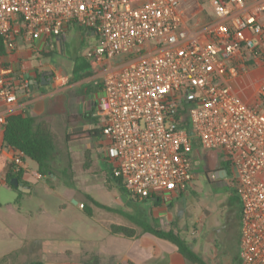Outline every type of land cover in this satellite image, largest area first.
Returning <instances> with one entry per match:
<instances>
[{
  "label": "built area",
  "instance_id": "obj_1",
  "mask_svg": "<svg viewBox=\"0 0 264 264\" xmlns=\"http://www.w3.org/2000/svg\"><path fill=\"white\" fill-rule=\"evenodd\" d=\"M212 5L214 20L191 29L182 0H0V40L12 52L71 25L92 33L85 56L102 73L97 115L114 176L133 200L168 202L193 186L196 143L220 152L241 200V264H264V83L256 105L231 86L264 64V0ZM31 88L0 66V102Z\"/></svg>",
  "mask_w": 264,
  "mask_h": 264
},
{
  "label": "crops",
  "instance_id": "obj_2",
  "mask_svg": "<svg viewBox=\"0 0 264 264\" xmlns=\"http://www.w3.org/2000/svg\"><path fill=\"white\" fill-rule=\"evenodd\" d=\"M182 2L187 23L191 29L204 27L214 20L212 0H182ZM72 32L81 33L82 36L87 34L95 38L87 30L71 25L61 38L42 39L33 43L19 41L16 50L7 51L4 56H0V66L11 67L15 78L27 79L32 85L29 93L19 90L15 103L0 102V133L3 134V138L5 124L1 122V119L23 115L34 117L38 121L46 119L50 123H55L59 118H65L68 115L67 98L73 97L70 91L86 82H93V86L90 87L94 88V92L87 94L84 89L86 94L84 108L88 107V109L86 108V112L79 114L78 117L91 115V120L95 119V128L98 127L96 118L103 87L96 86L98 80L93 72L83 83L80 80L82 76L77 79L76 75L68 74L62 66L44 65L39 60V53L49 56L51 48L61 49L62 46L69 44L65 38L69 37ZM34 52L38 54L34 55ZM87 63L88 68L95 69L88 60ZM44 76L49 81L45 85L42 83ZM55 76L66 78L67 81L73 78L75 82L60 87L56 85L58 81ZM40 79L41 83L38 82ZM263 83L264 64H257L239 78L233 79L231 86L244 102L256 105L260 104L258 90ZM262 107L264 108V103ZM100 137L101 135L99 136L101 142ZM3 138L0 147V186H4L7 191L17 192V197L14 203H7V211L4 209L3 202L0 201V246L4 249L0 255V261L10 253L20 252L31 258L29 264L35 262L95 264V260H97L96 264H192L184 258L173 243L146 232L147 226L139 232L136 231L137 228L128 226L134 230L133 237L114 234L111 227L104 226L103 221L95 215L91 208V216L86 213V216L79 217L83 226L76 224V227H73L71 225L72 219H75L72 216L73 212L75 210L86 212V209L81 208L83 203L74 197L63 199L60 193L51 190L49 183L45 179H40L38 164L24 157L20 152L5 147ZM12 165H16V169L23 172V183H21L23 191L14 190L7 184L6 176ZM145 202L151 206L150 209H153L150 219L154 223L149 226L161 230L173 229L170 224L171 215L166 208L171 200L164 202L157 198L143 203ZM79 204L80 207H78ZM238 221V231L231 247L235 249L236 258L241 264L239 247L241 207ZM114 225L123 226L118 224L111 226ZM193 248L210 264L205 258L206 252L201 253L194 246Z\"/></svg>",
  "mask_w": 264,
  "mask_h": 264
},
{
  "label": "rangeland",
  "instance_id": "obj_3",
  "mask_svg": "<svg viewBox=\"0 0 264 264\" xmlns=\"http://www.w3.org/2000/svg\"><path fill=\"white\" fill-rule=\"evenodd\" d=\"M65 39L69 44L61 49L51 48L49 56L39 53V60L44 65L62 66L68 74L76 75L77 79L82 76L80 80L83 83L90 77L87 73L93 72L98 80L96 86L103 87L101 71L91 70L86 66V50L95 46L97 39L87 34L82 36L77 32H72ZM36 54L38 53L34 52V55ZM74 82L73 78L68 81L63 78L56 85L65 87ZM90 86H93V82H86L70 91L73 97L67 98L68 115L65 118H59L55 123L46 119L40 120L49 125L54 143L50 174L44 177L40 175V179H45L51 190L60 193L63 199L74 197L83 203V210L91 208L103 221L104 226L110 228L111 225L118 224L137 228L138 232L143 231L145 226L154 223L150 219L153 209H150L151 206L146 202L133 200L114 180H110L114 153L102 140L100 142L101 133L99 136L91 134V131L100 130L98 116L97 128L95 119H74L88 109L84 108V91L86 90L87 94L94 92V88ZM2 138L3 134L0 133V147ZM194 157L196 169L193 186L185 193L174 195L166 206L172 219L170 224L196 250L206 252L205 258L210 264H240L235 249L231 247L238 231V214L241 207L237 184L230 175H217L224 162L220 152L199 147L194 151ZM5 189L0 186V201L7 211V203H14L17 192ZM69 206L71 207V204ZM163 206L165 207V204ZM84 215L86 216V212L75 210L72 214L75 219H72L71 225L76 227L78 224L82 227L83 222L79 217ZM3 252L4 249L0 246V255ZM30 259L23 253L14 252L9 264H29Z\"/></svg>",
  "mask_w": 264,
  "mask_h": 264
},
{
  "label": "trees",
  "instance_id": "obj_4",
  "mask_svg": "<svg viewBox=\"0 0 264 264\" xmlns=\"http://www.w3.org/2000/svg\"><path fill=\"white\" fill-rule=\"evenodd\" d=\"M7 52V48L0 40V56H4ZM88 65V63L86 64ZM92 72H89L90 75ZM41 83V79L38 81ZM189 105L185 104L181 111L182 126L190 130V122L188 117ZM91 115H84L81 117H74L75 120L91 119ZM94 136H99L100 130L91 131ZM3 144L14 151L20 152L24 157L31 159L38 164L39 174L44 177L50 174V161L52 158V152L54 150L53 133L51 132L49 125L44 121H38V119L31 116L16 115L7 119V123L4 127ZM199 148V144H195V150ZM221 155V154H220ZM114 167L110 175V180H114L118 186L127 192L122 180L114 176ZM223 170L227 172V175L231 174L229 162H223ZM17 178L23 183V172L16 169V165H12L11 170L6 176L7 184L10 188L18 190L16 187L10 184L11 180ZM160 202V200L158 201ZM94 204H98L94 202ZM1 207V203H0ZM86 213L91 216L92 211L90 208H86ZM111 230L114 234H120L125 237H133L134 230L125 226H111ZM146 232L173 243L179 250V252L192 264H208L203 257L198 254L191 243L184 239L180 233L174 229L161 230L155 229L151 226L146 227ZM14 257V252L6 255L0 261V264H9L10 258ZM97 260H95V264ZM32 264H43L42 262H35Z\"/></svg>",
  "mask_w": 264,
  "mask_h": 264
},
{
  "label": "water",
  "instance_id": "obj_5",
  "mask_svg": "<svg viewBox=\"0 0 264 264\" xmlns=\"http://www.w3.org/2000/svg\"><path fill=\"white\" fill-rule=\"evenodd\" d=\"M42 83L45 85V84H48L49 81H47V77H43L42 78ZM220 172H222V174H220V177H226L227 176V172L225 170H221ZM10 184L14 187H16L18 190H24L21 182L17 179V178H14L11 180ZM75 202V201H74Z\"/></svg>",
  "mask_w": 264,
  "mask_h": 264
},
{
  "label": "flooded vegetation",
  "instance_id": "obj_6",
  "mask_svg": "<svg viewBox=\"0 0 264 264\" xmlns=\"http://www.w3.org/2000/svg\"><path fill=\"white\" fill-rule=\"evenodd\" d=\"M221 170H223V168H221L220 171H221ZM220 171H219V172H220Z\"/></svg>",
  "mask_w": 264,
  "mask_h": 264
}]
</instances>
